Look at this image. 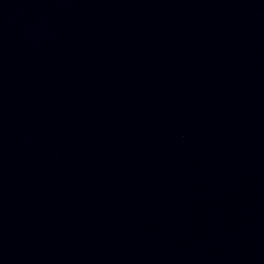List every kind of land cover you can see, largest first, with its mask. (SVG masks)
Instances as JSON below:
<instances>
[{
    "label": "water",
    "instance_id": "obj_1",
    "mask_svg": "<svg viewBox=\"0 0 264 264\" xmlns=\"http://www.w3.org/2000/svg\"><path fill=\"white\" fill-rule=\"evenodd\" d=\"M0 103L94 264H264V0H0Z\"/></svg>",
    "mask_w": 264,
    "mask_h": 264
}]
</instances>
